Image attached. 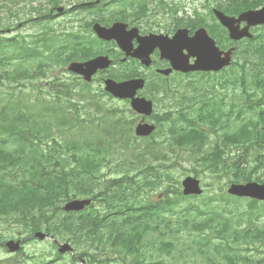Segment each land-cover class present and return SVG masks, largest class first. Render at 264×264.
<instances>
[{
    "label": "trees",
    "instance_id": "obj_1",
    "mask_svg": "<svg viewBox=\"0 0 264 264\" xmlns=\"http://www.w3.org/2000/svg\"><path fill=\"white\" fill-rule=\"evenodd\" d=\"M29 38L16 46L0 37V218L8 226L57 236L89 264H147L163 255L178 264L184 247L192 250L191 260L205 264H264V256L247 253L264 248V203L247 200L248 210L240 211V200L225 193L229 183L264 182V43L235 72L206 76L203 83L179 82L177 111L160 129L162 147L150 143L141 154L135 146V159L115 162L113 150L132 145H118L114 129L106 138L94 135L102 131L101 111L83 106L92 104L93 90L73 75L56 78L57 69L76 60V48L64 54L60 33L46 25ZM162 86L174 95L168 83ZM148 157L159 164L150 167ZM188 158L193 170L184 175L201 172L218 186L193 201L182 196L173 174ZM105 171L111 176L99 186ZM105 186L114 189L101 201L111 215L96 204L63 212L64 202ZM154 188L163 200L150 205L145 190ZM162 230L174 240L159 242ZM185 232L187 241L179 237ZM147 248L163 253L153 256Z\"/></svg>",
    "mask_w": 264,
    "mask_h": 264
},
{
    "label": "flooded vegetation",
    "instance_id": "obj_2",
    "mask_svg": "<svg viewBox=\"0 0 264 264\" xmlns=\"http://www.w3.org/2000/svg\"><path fill=\"white\" fill-rule=\"evenodd\" d=\"M189 1L190 0H147V2H149L148 6L150 7V5H153L151 8H155L156 10L153 11L154 16L152 17V19L150 16L148 17V14L144 16L147 7H139L135 13H132V11H130V14L124 15V18L127 20L125 21V23H134L132 27L134 26L138 29V32L141 37H145L150 33L164 34L171 37L179 28L186 29L188 31V36L191 37L193 36L194 32L201 27L205 28L206 30L209 29L213 33L216 32L218 35H220L218 38H215V40L222 51H227L231 48H236V50H238L240 46L245 42L230 41L228 39L227 31L223 28L226 31V33H223L221 27L216 24L217 20L215 17H213V12L215 10H218L229 17L237 18L243 12V10L241 9H256V2L249 3L246 5H240L237 0H217V3L214 4V1L212 0H204L203 4L200 5V11L196 12L193 10L190 11ZM112 3L113 0H89L83 2L81 5L90 8L92 11H94V16L101 18V10L104 9L105 11V8L109 9L108 5ZM70 10H64L61 14L55 13V15L59 18H62V16H64ZM214 18L216 21H214ZM243 27H245V24L240 25V28ZM255 29L256 27L251 28L250 32L254 33ZM79 30L80 28L76 27V31ZM219 39L222 44L219 42ZM136 46L137 43L134 40L133 47L135 48ZM116 48L117 47L113 48V46L110 44L107 49H105V51L114 54L113 57H110L113 61V64L115 65L114 69L123 70L127 74V76H132V74H129L130 65L132 66L131 69L134 70L132 73L136 75L137 70L134 69V67H141L140 62L131 58L127 59L125 63H121L120 60L123 58L124 55ZM151 59V67L144 70L148 73H143V77L146 80L148 78H151V80L153 81L151 84L153 85V87H156L157 83L163 84L165 82L163 78L157 76V70L168 68L169 63L165 60L160 59V54L157 50L153 52ZM190 62H193V60H191ZM175 74L178 73H173V75ZM128 79L131 78L129 77ZM162 90L163 88L161 87L158 93H151L149 97L150 99H152L154 107V113L150 117L136 115L134 112L129 110L130 118L127 119V125L125 128V135H128V138L124 140V144L132 143V141H150L151 137L137 138L134 135L135 127L142 122L147 124H153L156 127V132L158 134L160 125L164 124V121L162 120L166 119L169 116H172L173 113L177 111L176 103L173 97L166 98V95L164 92H162ZM149 94L150 93L148 92L146 95ZM146 95L141 92L139 93V95L137 93L138 97H146ZM122 110L124 111L126 109H121V111ZM124 114H126V111L124 112ZM3 231L4 230L2 226H0V264H48V250L46 244L44 249L38 250L39 246H42V244H27L25 243L27 241L26 238H20L21 242L19 244V251L17 253H9L8 249L5 247V243L12 239L3 238L1 236ZM10 236H13V234H10Z\"/></svg>",
    "mask_w": 264,
    "mask_h": 264
},
{
    "label": "water",
    "instance_id": "obj_3",
    "mask_svg": "<svg viewBox=\"0 0 264 264\" xmlns=\"http://www.w3.org/2000/svg\"><path fill=\"white\" fill-rule=\"evenodd\" d=\"M217 18L225 26L230 33V38L239 40L244 37L251 38L248 34V29L240 30L236 24L245 21L248 25H256L264 23V9L258 12H248L242 14L237 20L224 16L222 13H216ZM124 25L114 24L111 28L106 29L101 26H94L97 35L103 40H114L123 48L124 43L128 38V34L124 32ZM131 33V32H130ZM135 33V32H134ZM129 39V38H128ZM140 46L135 50L132 56L137 58L144 57V64H150L149 54L157 47L160 49L161 57L168 58L174 69L184 73L203 71V72H218L223 67H227L231 62V51L222 53L215 47V43L208 37L204 29L198 30L192 38L187 37L185 30H178L172 39L159 35H150L142 39ZM127 48V46H126ZM187 50L188 55H183V51ZM189 57L195 58L193 65H189ZM148 60V64H147ZM109 62L106 58H98L92 62L85 64H71L69 70L78 75L84 76L86 80L95 73L98 68L104 69L108 67ZM167 73H169L167 71ZM106 88H104L112 96L120 99H131L132 109L137 114L148 116L152 112V104L143 98H136V92L144 86L143 80L128 81L125 83H116L111 80H106ZM153 127L145 124H139L136 127V135L148 136L153 131ZM184 195L200 194L199 182L195 179L186 178L183 182ZM229 193L235 196L249 197L264 201V184L250 183L246 185H232ZM90 204L89 201H74L66 209L81 211ZM45 234L36 232L34 238L43 239ZM10 248L15 249V245L8 243ZM72 253L73 248L69 244H62L60 253ZM84 262L82 261V264Z\"/></svg>",
    "mask_w": 264,
    "mask_h": 264
},
{
    "label": "rangeland",
    "instance_id": "obj_4",
    "mask_svg": "<svg viewBox=\"0 0 264 264\" xmlns=\"http://www.w3.org/2000/svg\"><path fill=\"white\" fill-rule=\"evenodd\" d=\"M14 2H19V0H14ZM3 3H5L4 0H0V12L2 13L0 15V33H1V36L13 37V36H16L17 34H19V35L21 34L22 35L21 37H25V35H28V34H31V33L38 31V29L36 27H30L29 24L27 22H25L27 19L38 18L37 14L34 12V8H36L35 3L27 4V3L19 2L17 4V7H15L13 11H16L17 9H23V10H20L17 14L12 15V16H8L6 11H1V6ZM18 24H20V25H18ZM54 24H51V25H54ZM1 27L3 28L2 29L3 31H1ZM17 41H19V40H17ZM63 72H64L63 70H60L58 75L64 74ZM66 77H68V76H66ZM172 78H175V77H172ZM229 94H230V92H229ZM124 106H125L124 103H120L113 98L105 97L102 100V103L100 105V110L107 111L108 109H116V108H120V107H124ZM137 143L143 144L142 142H137ZM181 165L183 168H187V169L190 167V170H191L193 163L191 165V163H189V162L181 161ZM178 169L179 170L175 171L174 172L175 174L174 173L173 174H174L176 179L181 181L185 175L182 176L183 172H182L181 166L178 167ZM205 177L199 178L201 181H203V184L205 186L206 185H210L213 187L217 186L215 181H212L208 176H205ZM226 182H227L226 180H223L221 182V185L223 186ZM242 201H244V200H242ZM241 209H246V203L245 202L242 203ZM44 248L45 247L43 246V249ZM40 249H42V247L38 248V250H40ZM47 250H49V251L51 250V245L49 243H47ZM178 250H179V252L183 253V247H179ZM185 254L187 256H190L191 251L186 250ZM69 263H70V259L68 257H65L64 258V264H69ZM177 263H179V264H205V262L201 259L194 261V260H191L189 258H187V259L181 258L177 261ZM109 264H116V263L114 261H111ZM118 264H122V263H118ZM163 264H171V261L167 257H164L163 258Z\"/></svg>",
    "mask_w": 264,
    "mask_h": 264
},
{
    "label": "bare ground",
    "instance_id": "obj_5",
    "mask_svg": "<svg viewBox=\"0 0 264 264\" xmlns=\"http://www.w3.org/2000/svg\"><path fill=\"white\" fill-rule=\"evenodd\" d=\"M26 37H20V38H18L17 40H19L20 42H21V40H23V39H25ZM16 40V41H17ZM16 41H15V45L17 46V44H16ZM19 41H17V42H19Z\"/></svg>",
    "mask_w": 264,
    "mask_h": 264
}]
</instances>
